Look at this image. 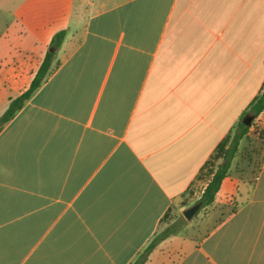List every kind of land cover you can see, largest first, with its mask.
Wrapping results in <instances>:
<instances>
[{"label": "crops", "instance_id": "1", "mask_svg": "<svg viewBox=\"0 0 264 264\" xmlns=\"http://www.w3.org/2000/svg\"><path fill=\"white\" fill-rule=\"evenodd\" d=\"M0 38L2 108L53 35L55 67L0 131V264H131L195 203L264 86V0H57ZM264 118L262 112L256 120ZM238 146L199 236L145 264H264V136Z\"/></svg>", "mask_w": 264, "mask_h": 264}, {"label": "trees", "instance_id": "2", "mask_svg": "<svg viewBox=\"0 0 264 264\" xmlns=\"http://www.w3.org/2000/svg\"><path fill=\"white\" fill-rule=\"evenodd\" d=\"M66 30H60L55 33L51 38L48 49L44 55V58L31 80L28 88L22 92L19 96L12 99L3 114L0 116V131L3 126L8 123L15 114L24 106V104L34 95V93L40 88V86L47 79L49 74L55 67V60L57 52L59 51L65 37ZM262 112H264V86L259 95L251 102L248 109L242 114L241 120L238 122L235 132L230 140L229 146L223 151L222 162L218 165L216 171L212 175L210 181L204 188L200 198L195 202L199 204L203 209L212 205L215 199V195L220 189L222 181L227 177L228 171L231 167V163L235 154L238 151V146L243 137L248 133L250 126L243 124V119L250 116L256 119ZM264 136V134H263ZM185 222L180 218L176 223L165 227L162 231L156 233L149 241L147 246L138 254L135 260L131 264H145L149 258V255L153 250L167 238L176 235Z\"/></svg>", "mask_w": 264, "mask_h": 264}, {"label": "rangeland", "instance_id": "3", "mask_svg": "<svg viewBox=\"0 0 264 264\" xmlns=\"http://www.w3.org/2000/svg\"><path fill=\"white\" fill-rule=\"evenodd\" d=\"M57 0H0V38H6L10 36L11 29H19L20 26L25 23L29 25H35L36 22V12L35 9L40 6H47L55 4ZM4 108H2V103L0 100V116L3 114ZM250 129L248 133L243 137L245 138L244 147L241 152L242 156H246L248 154V150H252V147L257 146L264 134V118L260 120L251 119L249 123ZM256 151L257 148L255 147ZM222 154L219 159L218 164L215 166L214 170L216 171L218 165L222 162ZM192 204H184L177 205L171 207V209L167 212L165 217L163 218L159 229L157 231H162L165 227L176 223L180 218H182L185 222L184 226L176 235H201L203 230L210 224L206 223V218L210 216V221L215 218L221 219V217L229 211L231 204L221 205L217 204L214 208L206 207L203 209H199L191 220H186L183 217V212L190 208ZM159 258L164 264H171L174 260L175 255L168 247L161 249V253Z\"/></svg>", "mask_w": 264, "mask_h": 264}, {"label": "water", "instance_id": "4", "mask_svg": "<svg viewBox=\"0 0 264 264\" xmlns=\"http://www.w3.org/2000/svg\"><path fill=\"white\" fill-rule=\"evenodd\" d=\"M253 117H246L245 119H243V124L245 125H249L251 119ZM200 208V205L199 204H195L193 206H191L190 208L186 209L184 212H183V217L186 219V220H191L192 217L194 216V214L199 210Z\"/></svg>", "mask_w": 264, "mask_h": 264}]
</instances>
